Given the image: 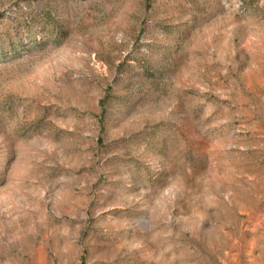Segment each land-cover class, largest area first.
Wrapping results in <instances>:
<instances>
[{
    "label": "rangeland",
    "instance_id": "obj_1",
    "mask_svg": "<svg viewBox=\"0 0 264 264\" xmlns=\"http://www.w3.org/2000/svg\"><path fill=\"white\" fill-rule=\"evenodd\" d=\"M0 264H264V0H0Z\"/></svg>",
    "mask_w": 264,
    "mask_h": 264
}]
</instances>
